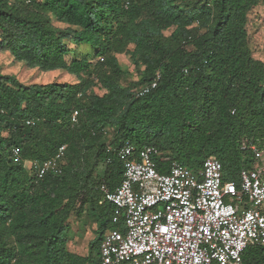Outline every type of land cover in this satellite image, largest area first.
Masks as SVG:
<instances>
[{"label":"trees","instance_id":"trees-1","mask_svg":"<svg viewBox=\"0 0 264 264\" xmlns=\"http://www.w3.org/2000/svg\"><path fill=\"white\" fill-rule=\"evenodd\" d=\"M261 3L0 0V52L77 79L27 84L0 71V264H101L106 232L123 230L100 190H115L124 175L108 147L155 146L194 172L215 158L225 181L254 168L241 145L264 139V61L253 58L246 25ZM158 73L157 87L139 96ZM62 146V173L43 178L12 156L16 148L23 160L44 162ZM84 215L96 227L83 256L70 251L66 233ZM243 262L264 264V246H249Z\"/></svg>","mask_w":264,"mask_h":264},{"label":"built area","instance_id":"built-area-1","mask_svg":"<svg viewBox=\"0 0 264 264\" xmlns=\"http://www.w3.org/2000/svg\"><path fill=\"white\" fill-rule=\"evenodd\" d=\"M160 78L158 73L138 95L154 90ZM78 116L74 111L72 123ZM241 150L252 154L255 167L242 169L238 181H225L215 158L194 172L155 146L108 147V153L114 151L122 159L124 175L115 190L105 183L100 190L115 207L113 223L123 222V230L106 232L101 264H244L249 246H264V139L243 143ZM65 151L66 146L60 147L44 162L25 161L16 148L12 156L43 178L62 173ZM157 159L167 164L165 171Z\"/></svg>","mask_w":264,"mask_h":264},{"label":"rangeland","instance_id":"rangeland-1","mask_svg":"<svg viewBox=\"0 0 264 264\" xmlns=\"http://www.w3.org/2000/svg\"><path fill=\"white\" fill-rule=\"evenodd\" d=\"M248 32V42L255 60L264 61V4L256 6L248 16L246 25ZM169 34V33H167ZM82 53L89 52L86 46H80L79 51ZM123 68L129 69L132 73V81H138V73L132 61L126 56H119ZM0 71L4 74L16 75L20 81L30 83L48 84L57 82H75L74 76L68 75L66 72H40L35 69L26 68L23 64L14 61L7 52H0ZM254 158H251V160ZM255 161V160H254ZM230 178L234 176L233 171ZM237 178V177H235ZM96 225L88 216L84 215L81 219L73 216L68 222V231L66 233L68 245L71 252L79 255H87L89 244L94 239V229Z\"/></svg>","mask_w":264,"mask_h":264}]
</instances>
